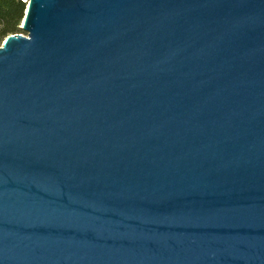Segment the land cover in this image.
<instances>
[{"label":"water","instance_id":"1","mask_svg":"<svg viewBox=\"0 0 264 264\" xmlns=\"http://www.w3.org/2000/svg\"><path fill=\"white\" fill-rule=\"evenodd\" d=\"M0 47V264H264V0H29Z\"/></svg>","mask_w":264,"mask_h":264},{"label":"trees","instance_id":"2","mask_svg":"<svg viewBox=\"0 0 264 264\" xmlns=\"http://www.w3.org/2000/svg\"><path fill=\"white\" fill-rule=\"evenodd\" d=\"M27 5L24 0H0V40L24 34L20 27Z\"/></svg>","mask_w":264,"mask_h":264},{"label":"rangeland","instance_id":"3","mask_svg":"<svg viewBox=\"0 0 264 264\" xmlns=\"http://www.w3.org/2000/svg\"><path fill=\"white\" fill-rule=\"evenodd\" d=\"M4 40L5 39H3V40H0V47L2 46V44L4 43Z\"/></svg>","mask_w":264,"mask_h":264},{"label":"built area","instance_id":"4","mask_svg":"<svg viewBox=\"0 0 264 264\" xmlns=\"http://www.w3.org/2000/svg\"><path fill=\"white\" fill-rule=\"evenodd\" d=\"M27 4L29 3V0H24Z\"/></svg>","mask_w":264,"mask_h":264}]
</instances>
